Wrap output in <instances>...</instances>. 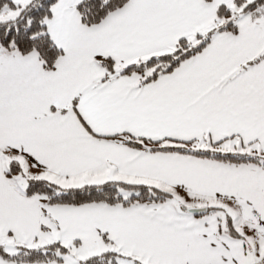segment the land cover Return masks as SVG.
<instances>
[{"label":"snow or ice","instance_id":"obj_1","mask_svg":"<svg viewBox=\"0 0 264 264\" xmlns=\"http://www.w3.org/2000/svg\"><path fill=\"white\" fill-rule=\"evenodd\" d=\"M0 264H264V0H0Z\"/></svg>","mask_w":264,"mask_h":264}]
</instances>
